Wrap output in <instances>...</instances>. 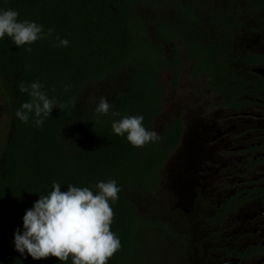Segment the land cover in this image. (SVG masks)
<instances>
[{
    "label": "trees",
    "instance_id": "obj_1",
    "mask_svg": "<svg viewBox=\"0 0 264 264\" xmlns=\"http://www.w3.org/2000/svg\"><path fill=\"white\" fill-rule=\"evenodd\" d=\"M0 8L18 11L19 19L35 21L45 32L53 29L31 52L8 37L0 40L6 117L0 141V264H60L55 257L33 260L14 250L25 211L53 182L64 192L68 184L87 187L109 179L122 190L111 205L110 226L121 248L108 264H175L170 253L184 254L180 264H221L190 237V222L203 218H194L188 204H174L177 192L169 193L161 171H170L185 155L196 156L204 140L201 117L217 115L216 97L227 107L237 104L247 83L264 88V79L250 80L241 64L245 51L238 47L250 25L264 23L259 20L264 0H0ZM56 38L68 39L69 46L53 47ZM34 81L58 103L39 129L14 116L29 99L19 85ZM101 96L121 116L143 115L144 126L157 132L159 141L133 148L114 135L111 124L118 117L94 112ZM199 184L194 205L210 206L219 216L240 197L237 193L215 209L209 198L203 200ZM223 184L219 180L214 190ZM214 220H205L209 233Z\"/></svg>",
    "mask_w": 264,
    "mask_h": 264
},
{
    "label": "flooded vegetation",
    "instance_id": "obj_2",
    "mask_svg": "<svg viewBox=\"0 0 264 264\" xmlns=\"http://www.w3.org/2000/svg\"><path fill=\"white\" fill-rule=\"evenodd\" d=\"M262 19L264 20V15L259 20ZM263 26L264 23L260 22H257L255 27L250 25L252 30L247 32L238 44L245 53H242L243 63L239 61L237 64H243L253 82H262L264 79ZM250 83L246 85V92L236 99L237 104L223 107L218 103L217 115L210 112L201 117V121L206 122L202 123L204 127L201 141L206 134L208 137L199 146L196 156L185 155L183 163L188 206L193 212L198 210L195 212L197 214L192 212L194 218H203V221H196L194 224L198 238L194 235L191 238L202 247L205 256L211 252L221 264H264V88L253 89ZM242 85L243 83H239V86ZM229 89L237 88L230 86ZM207 142L210 144H206ZM218 165H224L225 168L221 169ZM208 166H214L217 172L219 171L218 180L213 185L209 179L216 174L210 172L211 168ZM219 180L222 184L224 181L229 184H223L214 190ZM197 181H202V185L198 186L201 187L203 200L209 198V203L215 209L221 207V204L224 207L225 201L235 197L237 193L240 197L236 198L231 209H223L226 215L219 216L210 206L206 207L202 203L194 205L193 189L196 188ZM244 190H247L246 193H243ZM199 206H202L201 210ZM234 212L241 214L236 219H231ZM214 217L215 220L210 222L213 225V233H209L203 226L210 228V224L205 220ZM225 217L230 218L228 227L232 231L215 225L217 220ZM194 220L190 222L188 233L193 230ZM228 227L226 225V229ZM202 260L209 262L205 258Z\"/></svg>",
    "mask_w": 264,
    "mask_h": 264
},
{
    "label": "clouds",
    "instance_id": "obj_3",
    "mask_svg": "<svg viewBox=\"0 0 264 264\" xmlns=\"http://www.w3.org/2000/svg\"><path fill=\"white\" fill-rule=\"evenodd\" d=\"M52 33L53 29L45 32L43 25L35 21L19 19L16 10L0 8V40L8 37L17 48L27 45L25 52H31V45ZM56 39L59 42H54L53 47L69 46L68 39ZM30 67L27 65L26 70ZM19 91L27 93L29 99L15 111V118L41 128L52 109L58 108L57 101L49 97L40 81L30 85L21 83ZM94 112L98 117H118L113 119L111 131L124 137L133 148L160 139L157 132L144 126L143 115L121 116L106 97H99ZM185 182L179 183L177 193ZM121 190L115 179L98 181L87 187L68 184L64 192L60 183L53 182L51 190L39 195L33 206L25 211L23 230L14 232V250L21 256L26 253L33 260L55 257L60 264H66L69 259L71 264H108L121 248L118 234L110 230L114 219L111 205L119 199Z\"/></svg>",
    "mask_w": 264,
    "mask_h": 264
},
{
    "label": "rangeland",
    "instance_id": "obj_4",
    "mask_svg": "<svg viewBox=\"0 0 264 264\" xmlns=\"http://www.w3.org/2000/svg\"><path fill=\"white\" fill-rule=\"evenodd\" d=\"M215 101L216 102H214V103H220L219 101H220V99H219V97H216V99H215ZM216 108L218 109V105L216 106ZM214 109V110H216L217 111V109ZM3 109H2V103L0 102V141L3 139V136H4V133L6 132V130H5V127H6V122H5V120H6V117H5V115L2 113L3 111H2ZM204 121H201V124L203 123ZM204 123H206V122H204ZM203 127L204 126H201V128H200V131H201V133L203 134V132H202V129H203ZM207 137H208V134H206L205 135V138H204V140H203V142L207 139ZM203 142H202V144H203ZM201 144V145H202ZM206 144H210V142H207ZM221 155H224L223 153H220ZM183 157V156H182ZM183 162L185 163V160L183 159H181V162L179 163V164H176V165H174L172 168H171V170L169 171L168 169L167 170H165V169H163L162 171H161V177H162V179H164V183H165V185L166 186H168L167 187V189H168V191H169V193H170V191L173 189V190H175V191H177V186L179 185V183H180V181L183 179V178H185V176H184V167H183ZM208 167H210L211 168V171L210 172H212V173H215L216 175L214 176H212L209 180H210V182L212 181V185H213V183L214 182H216L218 179V173H219V171L217 172V169L214 167V166H208ZM218 167H220L221 169L222 168H225V166L223 165H218ZM169 171V172H168ZM194 174H196V171H195V173ZM215 179V180H214ZM186 184L184 185V186H182L179 190L180 191H178V193H176V194H174V204H178V203H180V204H182L183 203V205H187L188 204V201H189V197H188V192H187V189H186ZM215 186H217L216 184H215ZM214 186V187H215ZM169 199V198H168ZM161 203H163V204H165L166 202H168L166 199H165V196H163L162 198H161ZM200 207V210L202 209V206H199ZM195 212H198V210H195ZM235 214H234V216H232L231 217V219H236L237 218V216L238 215H240L241 213H239V212H234ZM229 220H230V218H228V217H225V218H222V219H220V220H217L216 222H215V225L217 226V227H219V228H222L223 230H229V231H232V229L231 228H229L228 227V225H229ZM193 225V230L191 231V232H189L190 233V237L191 236H193L194 235V237H196V235H197V232H196V228H195V226H194V224H192ZM226 225H227V227H228V229H226ZM240 240H242V241H244L243 239H240ZM169 256L172 258V262L173 263H175V264H177V263H179L180 264V262H179V259L178 258H180V261L182 260V262H184L186 259H185V256H184V254H182L181 255V257H177V256H174V254L173 253H170L169 254ZM196 260V257H193V260L192 261H195ZM196 264H198V262L196 263Z\"/></svg>",
    "mask_w": 264,
    "mask_h": 264
}]
</instances>
